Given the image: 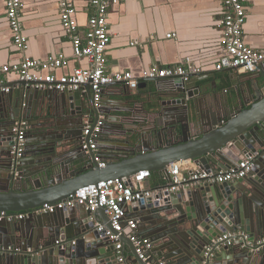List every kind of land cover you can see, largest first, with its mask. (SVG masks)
I'll return each mask as SVG.
<instances>
[{"label":"water","instance_id":"95a60500","mask_svg":"<svg viewBox=\"0 0 264 264\" xmlns=\"http://www.w3.org/2000/svg\"><path fill=\"white\" fill-rule=\"evenodd\" d=\"M257 71L263 82L256 80V89L249 92L252 98L247 100L239 89V99L223 100L219 104L222 116L208 124H203L202 110L187 103L185 98L194 95L183 76L173 77L177 88L161 93L170 99L152 119L151 129L103 123L98 145L104 168L93 157L86 161L81 149L85 120L96 124L103 108L102 104L101 108L94 106L89 83L64 92L36 89L20 80L8 83L9 91L0 94V212H23L25 216L0 220V264H121L115 242L97 230V221L112 230L104 208L87 210L75 205L53 213L38 209L91 183L129 178L145 169L162 172L169 179L167 167L174 162L190 160L219 172L246 158L252 159L253 166L234 182H185L174 191L167 190V185L160 189L159 200L154 198L157 194L134 202L137 226L129 231L123 228L119 240L131 248L124 264L158 260L168 264L203 260L264 264V253L233 248L219 240L224 234L240 232L253 239L264 238V70L258 67ZM195 91L199 93L198 88ZM31 97L38 99L34 109L26 106ZM39 111H45L49 119L38 124L42 129L38 134L27 121V146L13 163L12 135L6 131L16 119L29 120ZM166 114L172 115V122L164 123ZM114 131H122L123 137L113 136ZM82 162L86 165L78 169ZM129 233L151 240L149 258L139 257Z\"/></svg>","mask_w":264,"mask_h":264},{"label":"crops","instance_id":"0c3cea01","mask_svg":"<svg viewBox=\"0 0 264 264\" xmlns=\"http://www.w3.org/2000/svg\"><path fill=\"white\" fill-rule=\"evenodd\" d=\"M71 1L76 8L78 30L82 31L93 9L88 0ZM242 1L247 12L242 27L244 40L255 48H263L264 0ZM22 2L21 22L23 35L27 38L28 44L26 55L41 61L50 56L66 59L67 64L54 71L57 75L70 72L75 66L86 67V60L73 55L70 38L60 24L57 0ZM221 16V0H127L110 7L107 15L110 43L105 52L107 71L110 73L130 71L140 79V85L130 89L123 84L113 83L104 89L101 103L104 122L109 121L112 126H122L125 129L140 128L145 131L151 129L152 119L161 109L168 106L167 101L170 99L161 93L177 88L173 78L154 80L141 77L144 69L155 65L158 67L192 65L199 68L196 73L188 74L189 77L185 80L191 90L190 95H194L185 99L193 109L202 110L203 124L218 120L222 116L219 104L226 99L237 100L239 89L244 97L250 100L252 96L249 92L253 94L256 89V80L259 83L263 82L258 71L242 73L235 69L215 68L221 53L219 22ZM172 33H175V37L167 36ZM20 59L21 55L12 43V33L5 15V2L0 0V77H5L1 71L3 65L17 63ZM14 81L17 79L9 77L8 83ZM197 88L199 93L195 91ZM37 104L38 99L35 97L26 99V106L29 109H34ZM44 113L46 112L39 111L27 120L32 127H36L32 129L35 130V134L41 133L39 130H42L38 124L49 119ZM163 121L172 122V115L166 114ZM114 132L113 136L117 135L118 138L124 135L122 131ZM31 139L39 140L40 137ZM83 164L86 165L82 162L78 169L82 168ZM15 176H18V173H15ZM153 181L154 178L151 176L146 181L147 187L161 189L168 184L167 179L163 185L158 186L153 185ZM158 196L159 194L154 197L155 200L160 199ZM137 212L130 208L127 216L137 220L139 216ZM98 222L100 221H97L96 225ZM124 229L130 230L128 226ZM232 247L258 253L247 247L234 245ZM130 251V246L123 243L122 252L125 258L130 256Z\"/></svg>","mask_w":264,"mask_h":264},{"label":"built area","instance_id":"2783aa9c","mask_svg":"<svg viewBox=\"0 0 264 264\" xmlns=\"http://www.w3.org/2000/svg\"><path fill=\"white\" fill-rule=\"evenodd\" d=\"M93 12L89 15L85 28L80 31L75 19L76 8L71 0H57L59 7V19L63 30L69 36L72 44L73 55L78 59L86 60L87 66H75L70 72L57 75L55 70L67 64L66 59L48 57L46 60L33 59L26 55L28 49L27 38L23 35L21 14L23 9L22 0H4L5 15L12 33V43L21 55L19 62L3 65L1 71L5 77H0V94L9 91L7 86L10 78L32 83L36 89L53 90L64 92L66 90H76L81 85L89 83L92 90L94 106L101 108L102 89L113 83H120L130 89L138 87L140 79L130 71H118L110 73L107 71L106 48L110 43V32L108 28V9L127 0H88ZM222 16L221 26V53L215 63L217 70L235 69L242 73L257 72L258 67L264 70V47L255 48L246 43L243 35V24L246 20V7L242 0H221ZM168 37H175V33L167 34ZM199 68L189 65L188 67H158L152 66L144 69L141 77L144 79L173 78L183 76L184 80L188 74L196 73ZM8 77V80L6 78ZM105 121V116L100 113L96 124L88 119L84 122L82 131L81 149L87 156L86 161L93 157L100 168H104L106 163L99 154L98 138L101 127ZM29 123L25 119L16 120L11 126V154L13 163L22 156L27 144V131ZM253 166L251 158L243 159L236 167L225 171H208L190 160L171 163L167 167L168 177L164 174L170 187L169 191L178 190L182 183H224L234 182L245 177ZM151 177L150 170H142L130 176L118 179L101 180L91 183L78 189L75 194L69 195L64 200L55 203H45L38 211L43 213H53L63 208L82 205L87 210H95L98 207L104 208L108 215L112 230L98 222L97 230L104 232L105 236L115 242L117 250V261L121 264L125 262L122 252L123 242L119 240L121 230L128 226L134 229L137 220L130 219L127 212L132 208L134 202H143L159 194L160 189L147 187L146 181ZM166 185V186H167ZM25 213L0 212V220L8 221L21 219ZM134 247L140 258H149L147 250L151 249V240L147 237H138L129 233ZM219 240H226L227 245L238 244L242 248L264 252V238L250 239L245 232L224 234ZM210 248L205 251L208 257ZM154 264H168L164 260H158ZM199 264H211L210 261L203 260Z\"/></svg>","mask_w":264,"mask_h":264},{"label":"trees","instance_id":"16d2710c","mask_svg":"<svg viewBox=\"0 0 264 264\" xmlns=\"http://www.w3.org/2000/svg\"><path fill=\"white\" fill-rule=\"evenodd\" d=\"M151 176L154 178L153 185H163L166 182L165 176L159 172H153Z\"/></svg>","mask_w":264,"mask_h":264},{"label":"flooded vegetation","instance_id":"af4514ba","mask_svg":"<svg viewBox=\"0 0 264 264\" xmlns=\"http://www.w3.org/2000/svg\"><path fill=\"white\" fill-rule=\"evenodd\" d=\"M11 132V129H8L7 131H6V133H10ZM10 136H11V134H10ZM26 138H28V136L26 137ZM23 155V154H22Z\"/></svg>","mask_w":264,"mask_h":264}]
</instances>
